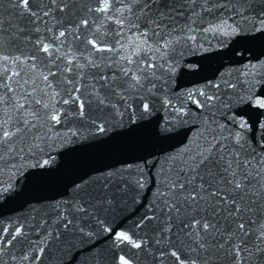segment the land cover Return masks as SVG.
I'll return each instance as SVG.
<instances>
[{
    "label": "snow or ice",
    "instance_id": "snow-or-ice-1",
    "mask_svg": "<svg viewBox=\"0 0 264 264\" xmlns=\"http://www.w3.org/2000/svg\"><path fill=\"white\" fill-rule=\"evenodd\" d=\"M258 33L264 0H0V202L26 169L53 167L57 149L161 111L157 136L182 145L0 214V264H41L98 236L120 264H264V56L176 83L201 68L186 57Z\"/></svg>",
    "mask_w": 264,
    "mask_h": 264
},
{
    "label": "water",
    "instance_id": "water-1",
    "mask_svg": "<svg viewBox=\"0 0 264 264\" xmlns=\"http://www.w3.org/2000/svg\"><path fill=\"white\" fill-rule=\"evenodd\" d=\"M240 48H245L252 53H243V49ZM236 49H240L242 56H235ZM251 55L257 58L264 56V33L238 37L226 49L186 57V63L196 64L198 67L201 65V68L195 71L183 69L176 83L181 88L200 86L205 83V78L218 74V71L241 68L243 64L249 63V60L244 58H251ZM251 63L255 64L256 61L251 60ZM260 91L264 92V86ZM242 110H250L253 114L259 111L251 108V105H246ZM163 115L161 111L148 122L134 125L131 128L114 130L106 137L101 136L91 141L67 144L57 149L52 153L55 158L53 167L26 169V179L17 178L20 188L0 202V214L8 218L28 213L30 211L28 202L37 203L36 200L40 199L59 198L58 196L65 192L67 186L79 177L83 176L87 179L89 176H95L93 169L108 165L120 167L119 161L128 160L131 163L133 162L132 157L141 155L150 149L159 156L162 155L159 151L161 148L172 152L182 147L175 141L162 140L157 136L156 124ZM184 135L185 133L182 132L180 137ZM149 159L154 158L149 157ZM145 171L150 177L151 172L147 168ZM150 196L151 192L146 190L141 200L146 201ZM134 210V207H130L128 212L118 216L117 219L128 216ZM90 245L94 246L90 247ZM117 251L112 247L111 240L98 236L86 244L77 241L76 247H73L67 254L53 248L52 254L41 264H97V253L103 254L104 264H120L116 255ZM121 254H126V252ZM141 264H151V262L141 257Z\"/></svg>",
    "mask_w": 264,
    "mask_h": 264
}]
</instances>
